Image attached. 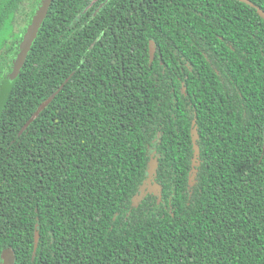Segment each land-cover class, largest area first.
<instances>
[{
	"label": "trees",
	"instance_id": "16d2710c",
	"mask_svg": "<svg viewBox=\"0 0 264 264\" xmlns=\"http://www.w3.org/2000/svg\"><path fill=\"white\" fill-rule=\"evenodd\" d=\"M41 2L0 0V263L264 264V0H52L11 79Z\"/></svg>",
	"mask_w": 264,
	"mask_h": 264
},
{
	"label": "water",
	"instance_id": "95a60500",
	"mask_svg": "<svg viewBox=\"0 0 264 264\" xmlns=\"http://www.w3.org/2000/svg\"><path fill=\"white\" fill-rule=\"evenodd\" d=\"M51 1L52 0H42L40 6L38 7L34 16L32 17L31 22L27 26L26 31L20 42L19 52L13 63V68H12L11 75H10L11 79L14 78V76L18 73L22 64L24 63L28 55V52L31 49L32 43L37 36L38 30L47 15V11L49 9ZM258 13L260 14V16L264 17L263 10L258 9ZM152 55H153V47L150 46V57H152ZM49 101H50V98L47 99L45 102H43L37 109L36 114L38 113V110L43 109L49 103ZM31 121H32V118H30L26 122L25 126H27ZM155 167H156V162L154 160H150L149 168H148L149 176H152V174L155 172ZM0 264H15L14 253L11 249H6L3 251L2 262Z\"/></svg>",
	"mask_w": 264,
	"mask_h": 264
},
{
	"label": "flooded vegetation",
	"instance_id": "af4514ba",
	"mask_svg": "<svg viewBox=\"0 0 264 264\" xmlns=\"http://www.w3.org/2000/svg\"><path fill=\"white\" fill-rule=\"evenodd\" d=\"M26 31V30H25ZM13 67V66H12Z\"/></svg>",
	"mask_w": 264,
	"mask_h": 264
}]
</instances>
